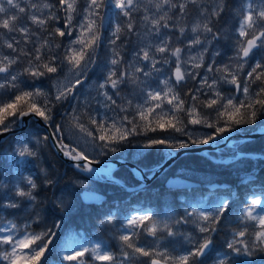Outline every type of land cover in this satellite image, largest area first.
I'll return each mask as SVG.
<instances>
[{
  "label": "snow or ice",
  "instance_id": "6c2138e0",
  "mask_svg": "<svg viewBox=\"0 0 264 264\" xmlns=\"http://www.w3.org/2000/svg\"><path fill=\"white\" fill-rule=\"evenodd\" d=\"M226 7V0H0V135L24 117H39L53 129V144L72 166L95 173L98 161L79 145L65 142L54 109L57 103L71 102L70 97L77 99L76 89L96 66L106 31L113 47L97 86L106 111L101 116L98 110L71 109L69 121L94 151L116 153L125 142L132 143L130 138L147 136L139 147L166 148L171 155L219 144L233 133H255L264 125V0H240L234 6L232 54L217 63L221 52L214 49L205 66L212 42L220 40L213 24ZM109 8L119 10L113 12L115 25L111 18L106 25ZM140 28L143 44L125 60L121 36L140 35ZM61 69L67 76L57 78L53 92L35 83ZM189 82L195 87L187 89ZM224 85L231 86L228 94ZM128 87L132 92L122 95ZM157 132L164 135H148ZM14 154L18 163L38 158L36 145L26 141L17 142ZM37 187L30 176L17 177L10 188L0 180V264H48L45 254L55 247L60 223L36 231L32 225L39 224L38 213L18 221L19 213L10 218L6 212L20 209L23 201L34 202ZM240 204L222 249L216 247L214 234L224 227L226 213L232 214L228 199L214 208L197 205L163 219L150 210L128 215L118 225V254L96 243L63 252L59 264H137L141 257L147 258L145 264H264V190L259 195L253 191ZM114 219L110 213L106 222ZM189 225L198 235L182 231ZM142 236L151 237V243Z\"/></svg>",
  "mask_w": 264,
  "mask_h": 264
},
{
  "label": "trees",
  "instance_id": "16d2710c",
  "mask_svg": "<svg viewBox=\"0 0 264 264\" xmlns=\"http://www.w3.org/2000/svg\"><path fill=\"white\" fill-rule=\"evenodd\" d=\"M239 3L240 0H226V11L224 14H222L219 21L214 22V29L218 27H220V29L225 28L228 31L232 32L231 36L234 35L233 30L236 27L237 21L235 16L233 15V11L234 6ZM59 40L60 39L57 38V42H59ZM121 41H126V37L122 35ZM112 47L113 46L110 43L108 44V46H104V43H102L97 52L96 63H98V68L101 71V76L106 69L105 64L101 60L106 59L105 54L108 53V51H111ZM62 73L63 72H58L56 74L50 75L46 78H43V81L40 82H44V84H47L48 87H51V83L53 82V80L60 76ZM189 84L190 82L188 83V85ZM194 87L195 85L187 86L188 89H192ZM183 91L184 90H182V94ZM65 103L67 102L57 103L56 108L54 109V113L56 114V124L60 121L61 118L64 119L67 116L71 115V113L68 112V108ZM76 108L75 109L77 111H83L86 107L80 105ZM87 109L93 114H96L98 110L101 116L104 115V112L100 108L96 110L93 106L91 108L89 106L87 107ZM65 113H67V115ZM114 114L115 112H111L110 115ZM257 123L259 124L260 121L258 120ZM248 127L256 126L253 125ZM163 134L164 133L157 132L150 133L149 136H161ZM130 139L132 140L131 144L125 142L120 146V151L111 153L113 155L109 157H121L133 162H137L135 159H133L136 158L133 155V150L135 155H139L138 151L136 150L135 144L146 141L147 136L133 137ZM125 145H128V148L123 151L122 148ZM235 145L236 147L234 149L243 153L249 151L250 153L259 152L264 154V135L253 140H239ZM9 148H12V150L15 149L13 144H9ZM9 151H11V149H9ZM142 155L143 156L139 158L141 159V162L147 161L148 163H152L153 166L156 167L157 165L161 164L169 154L167 153L166 148H153L146 149V151H143ZM215 155V153H212V156L215 157ZM220 158L224 160L225 157L220 156L216 159ZM35 160L36 161L33 162L32 168L29 169L32 178L35 180L38 186L34 192L37 198L35 204L46 211V217H49V220L51 221L50 224H53V222H57L59 220L58 218L69 215V220H67L66 223H68L70 220L74 221V224L78 229H80V227H84L87 231L103 232L106 230L105 228L107 226L113 225L112 234L117 235L116 224L119 222L121 217L115 218L111 224L107 223L106 218L111 213L108 211H118L128 215L131 214V208L136 202H145L150 206L151 203L162 205L166 202H169L168 199H170L172 202H177L173 205L175 209L181 205L177 191H171V189L162 186L164 185L163 182L162 185L158 183L156 186L157 188H147L140 191V193L137 194L139 199L136 201L134 200L137 195L133 197L132 193L130 192H118L111 195V197L110 195H108L110 197L109 201L111 202H107L105 205L86 206L81 202L79 197V194L83 189L79 185V183L81 180H84L85 175L76 168L65 165V163L59 157H57L55 152L52 150L48 140H43V146L38 150V158H36ZM1 166L8 168L7 164L5 163L1 164ZM42 168L45 169V172H43ZM181 169L192 170L194 173H199L200 176L204 177H217L220 183L227 184V189H219V193L227 194L234 192V198L230 202L231 213L234 214L239 213L241 207L240 202L246 197L248 192L255 191L260 193V189L264 190V159L242 156L239 159H234L230 163H217L210 157L204 155L187 154L180 157V159L175 162L173 167L166 172L169 173V171L171 170V172L173 173L176 170L181 171ZM123 174L127 175L120 174V177L127 181V183L136 184V181H134L132 177L128 176V173L125 172ZM164 176L167 177L168 175L165 174ZM165 177H163L162 179L160 178L159 181H162ZM45 179H50L53 181V183L51 185L46 184L44 182ZM111 187V185H108L106 183H96L95 189L101 191L102 193H107L110 192V189H113ZM62 197H72L75 199V202L70 204V209L68 207L65 208L61 205L60 199ZM169 203L171 206V202ZM109 205H111V208H109ZM46 222L47 221L44 220L43 224L41 220H39V224H35V226L39 225V228H41L43 225L45 226L47 224ZM222 224L224 225V227L218 233L214 234V243L218 249L223 248L225 240L229 238V233L233 231L232 223L229 220H223ZM106 233L108 234V232ZM53 245L55 247L52 248L50 246V254H45L48 260V264H58L60 261V245L57 244V242H55Z\"/></svg>",
  "mask_w": 264,
  "mask_h": 264
},
{
  "label": "rangeland",
  "instance_id": "374dc122",
  "mask_svg": "<svg viewBox=\"0 0 264 264\" xmlns=\"http://www.w3.org/2000/svg\"><path fill=\"white\" fill-rule=\"evenodd\" d=\"M144 2L147 3V0H144ZM118 11L119 10H117V9L109 8L108 12L105 14L106 25L109 21V18H111V23L113 25H115V23L118 22L117 19L113 16V12H118ZM194 14L195 13H193V15ZM121 19H123V18H121ZM138 24H139V18H138ZM214 30H217L220 32V40L212 42V45L209 48L208 54L205 57V63L208 61L207 64L209 63L208 58L213 56V50L214 49H218L221 52V56L215 57L217 63H219L222 60H224V61L227 60L228 56L232 54V49L234 46V35L231 36L232 32L228 31L225 28L220 29V27H218ZM142 35H143V28H140V35H137L135 33L130 34L129 36L126 37V41H123V44L121 45V50H122V53L124 55L125 60H129L132 57L134 50H137L140 46H142V44H143V41L141 40ZM109 36H110V33L106 31L105 36H104V40L102 42V43H104V46H108L109 42L107 40H108ZM58 39H60V38H58ZM67 40H68V38L65 37L64 38V45H62V46H66ZM101 44H100V46H101ZM125 52H127V53H125ZM105 57H106V59L101 60V61L107 67V62L111 57V51H108V53L105 54ZM105 57H103V58H105ZM207 64L205 66H207ZM245 70H247V69H245ZM199 71H201L203 73L204 70L200 69ZM58 72H63L60 76H58L59 77L58 79L61 81L65 80V77L67 76L66 70L61 69ZM105 72H106V69L104 70V72L101 76V71L98 68V63H96V66L94 68H91L87 72V79H85L84 82L76 89V92L78 93L77 99L75 101H72L71 97H70L69 100L71 101V105L66 104L67 108H68V112L71 113V109H75L76 107H78L80 105H84L86 107L88 105H91L90 106V108H91L92 103L96 100L101 104L104 103L103 97L99 95V91H98L97 86L101 82L102 77L105 75ZM209 75H211V74H209ZM26 79H28L29 81L31 80L30 77H26ZM40 81H43V78L35 81V83L39 87L44 89L45 91L50 92V89L47 86V84H44V82H40ZM150 82L153 84L155 83L154 81H150ZM55 83H56V81H55ZM192 85H195V82H190V84L187 86H192ZM224 87L231 88L230 85H224L223 88ZM187 89H184V91H186ZM131 92H132V88L128 87L125 90V92L122 93V95L128 96ZM93 107H94V109H96L95 106H93ZM100 109L106 111V109L103 107V105H101ZM110 114H111V112L109 113V115ZM70 119H71V115L64 118L62 120V122L60 123V125H62L64 135L66 137L65 142L70 143V144H74V145H79V147L84 148L85 151L90 156L105 158V156L107 154L106 155L105 154H99L98 152L94 151L90 142L85 143L83 138L80 137L79 133L70 127V125H69ZM202 131H206V130H202ZM26 134H27L26 138L22 137V138L15 139V141L13 143V146L15 148H16L18 141H26V139H30V142L32 144H35L37 149L38 148L40 149L43 146L41 135L35 128L31 127L27 131ZM199 134L200 133H197V135H199ZM224 141H221L220 143L222 144V143H224ZM144 142L145 141H143L140 144H136V145L137 146L142 145ZM230 145L233 146L234 142H231ZM139 148L142 149V147H139ZM4 149H9V143H7L4 146ZM223 149L227 150L228 148H223ZM220 150H222V149H218V151H220ZM227 156H224L225 157L224 159H226ZM218 157H220V155H215L214 158H218ZM221 159L222 158H220L219 160H221ZM19 160H20V158L18 156H16L13 151L12 152L6 151L3 156H0L1 164L3 163V161H7V163L9 164V168L6 171H1L2 169H0V180L7 182L9 184V188L11 187L12 183L16 182L17 177H29V176L32 177L31 173L29 172V169L32 168L33 160H30L27 163H18ZM34 161H35V159H34ZM43 170H44L43 172H45V169H43ZM181 170L187 171V173L180 171V173L185 174L186 178L191 177V178H194L193 180L201 183V186L195 187V192H198V189L199 190L202 189L204 192H207V193L214 192V193H211L213 195H206L205 194V196L204 195L200 196V195H198V193H192V194H194V196H191L190 192L192 190H188L189 192L188 191L187 192L178 191L177 192L178 198L181 200V202H180L181 205L175 209L173 207V205L177 202H175V201L172 202L170 199H168V201L171 202V206H170L169 202H166L165 203L166 207L161 208L162 211H161V213L158 214L161 219L165 218L167 215H170V214H175L178 216L179 214L183 213L185 208L190 209L191 207L197 206V205H203V207L206 209L207 208H214L220 200L228 199L231 202L232 199L234 198V192L233 193H227V194H221L223 197H219V194H216L217 193L216 190L218 188L227 189V187H224L223 183H220L219 181H217L218 180L217 177H211V176L204 177V176H200V174L196 173V172H195V174H199V175H193L192 173H194V172L192 170H188V169H181ZM86 174H89V173H86ZM91 175L94 176V178H91L90 176L86 175L84 177L86 179L81 180L79 185L82 187L95 188V185H96L95 183L98 180L95 177L96 176L99 177L100 174L99 173H97V174L92 173ZM114 191H116V189L113 187V190L110 189V192H107L106 194L111 195L112 193H115ZM250 191H252V190H250ZM252 193L253 192H248V194L246 196H249ZM255 194L259 195L260 193L255 192ZM9 195H12V193L9 192ZM0 199H2V196H0ZM17 199H21V198H17ZM190 199H194V200H190ZM36 200H37V198H36ZM36 200L34 202L23 201L20 209H15V210L14 209H7L6 212L10 218H11V214L13 212L19 213V216L16 217V219L18 221L28 219L29 217H32L34 214L38 213L39 214V220H41V222L43 224H44V220H45V221H47L46 222L47 224L45 226L43 225L42 228H39V225L35 226V224H33L32 225L33 229L36 231H41L45 227H51L52 224H50L51 221L49 220V217H46V211L44 209H41L39 206H37L35 204ZM61 200L64 201V204L62 206L65 208L68 207L69 209H70V204L75 202V199L72 197H62L60 199V202H61ZM98 204H96V205H98ZM134 208H139L138 212H141V213L143 211H145V210H141L140 206H136V207L134 206ZM85 211H88V210H85ZM108 212H111V214H114L116 218L121 217L119 222L124 221L128 215H136L137 214V210H134V209L131 213H135V214H128V215L125 213L118 212V211H108ZM238 215H239V213H237V214L232 213L231 215L227 214V216H228L227 220H229L232 223V227H233V222L236 221ZM64 220H69V215L60 218L61 227H60V229H56L57 235H56V238L53 240V243H54V241H56V242L58 241L57 244L60 245V253L61 254L65 251H70V250L75 249V248L90 247L91 245L96 244V243H101L102 246H106L107 248L112 249L113 251L117 252V254H118V249L121 246L120 241L118 240V235H119L118 225H119V223L116 224L117 235L112 234L113 233V225L107 226L105 228L106 230L102 232L103 234H100L97 232V233H95V235H93L92 234L93 232L91 231L90 234L88 235V234H86V232H82V230L75 229L74 227H71L69 224L67 225V224L62 223ZM233 230H234V228H233ZM182 231H184L185 233L192 232L193 235H198V232L195 229L194 225L185 226V228H183ZM106 232H108V234ZM77 233H80V234H77ZM141 238H142L141 239L142 241L147 240L151 243V237L142 236ZM229 238H230V236H229ZM177 247H179V245H177ZM56 253H57V251H56ZM146 260H147V258H143V257L138 258L137 264H145ZM64 264H68V262H64ZM209 264H211V261L209 262Z\"/></svg>",
  "mask_w": 264,
  "mask_h": 264
},
{
  "label": "water",
  "instance_id": "95a60500",
  "mask_svg": "<svg viewBox=\"0 0 264 264\" xmlns=\"http://www.w3.org/2000/svg\"><path fill=\"white\" fill-rule=\"evenodd\" d=\"M31 118H36L37 123L46 129L47 136H49L51 147L53 148L55 153L59 156V158H61L65 162V164L73 165V161H71L67 157H65L58 150V148L53 144L52 138H51L52 130L39 117H34V116L24 117L23 122L19 123L18 128H13L10 132L5 133L3 135H0V143L4 142L9 136L21 133L24 130H26L29 127ZM259 132L260 131H256L255 133H251V134H247V135L233 133L231 138L232 137L237 138V137H242V136H250V137L257 138L260 134ZM228 140H229L228 138H225L224 144H221L220 147H227L229 145ZM212 145H213V143L208 144V145L196 146V147H192V148H188V149H181V150H178V152L175 151L172 153V155L167 160H165L163 163H161L157 167V169L153 173H151L150 176H145L143 174V170H141L136 164L129 162V161H126V160H121V159H113V160H109V161H98V163L93 164V167L96 169V172L99 170V174H102V173L113 174V172L115 170H117L122 165L129 166L132 170H138L141 174H143V175H141V183L136 187V189H138V188H142L143 186L149 185L153 180L157 179L163 172H165L167 169H169L172 166V164L175 162V160L177 158L181 157L182 155H184V154H202V155L205 154L206 155L207 151H211V150L216 148V147H212ZM256 157H260V158L264 159V156H261V155H257ZM106 162H109L110 166L106 167V169H103V168H105L103 164H105ZM109 181H111L115 184H118L120 186H123L126 189L131 188L125 184H122L121 181L116 180L114 178L109 179ZM194 184L195 183L188 181L186 179H183L180 176L171 177V179H169L168 182L166 183V185L170 186V187H185V186H191ZM80 198L84 204L89 205V204H98L101 201L105 200L107 197H106V195H104L102 193L92 191L89 189H83L80 192Z\"/></svg>",
  "mask_w": 264,
  "mask_h": 264
},
{
  "label": "bare ground",
  "instance_id": "6f19581e",
  "mask_svg": "<svg viewBox=\"0 0 264 264\" xmlns=\"http://www.w3.org/2000/svg\"><path fill=\"white\" fill-rule=\"evenodd\" d=\"M256 131H260L259 133V136L258 137H260V136H263L264 134H261L262 132H264V125H262L260 128H257V130ZM240 134H245V135H247V134H251V133H240ZM257 137V138H258ZM253 139H255V137H250V136H242V137H239V139H238V141L239 140H253ZM236 141V138H231V139H229L228 140V146L227 147H221L220 149H223V148H228L229 150L228 151H230V149H231V146L232 145H230V143L231 142H235ZM237 141V142H238ZM225 142V141H224ZM140 144V143H139ZM222 144H224V143H222ZM240 144V143H239ZM136 145V144H135ZM143 151H146V149H141V151L139 152L140 154H143ZM216 151H218V149L216 150ZM142 152V153H141ZM212 153H215V151H210L209 152V155H208V157H210L211 159H213L215 162H217V163H228V161H229V159H230V156L228 155L227 156V158L226 159H224V160H219V159H216V158H214L213 156H212ZM234 154V153H233ZM235 155V154H234ZM257 155H261V156H264V154L263 153H250L249 151L248 152H246V153H243L242 152V155H240V158L242 157V156H248L249 158H259V159H263V158H260V157H256ZM180 159V157L179 158H177L176 160H175V162H177L178 160ZM175 162H174V164H175ZM35 164V163H34ZM173 164V165H174ZM40 165V164H39ZM42 167H43V165H42ZM42 169H44V168H42ZM44 171V170H43ZM224 184V183H223ZM224 187H227V184H224ZM83 188V187H82ZM81 188V189H82ZM143 189H147V186H143ZM142 189V190H143ZM221 189V188H220ZM83 190V189H82ZM221 194V193H220ZM103 205H105V204H103ZM135 205V204H134ZM93 206H98V205H93ZM99 206H102V205H99ZM109 208H111V205H109ZM124 212V211H123Z\"/></svg>",
  "mask_w": 264,
  "mask_h": 264
},
{
  "label": "flooded vegetation",
  "instance_id": "af4514ba",
  "mask_svg": "<svg viewBox=\"0 0 264 264\" xmlns=\"http://www.w3.org/2000/svg\"><path fill=\"white\" fill-rule=\"evenodd\" d=\"M237 141V140H236ZM236 141L234 142V145H233V147L235 148L236 147ZM233 148V149H234ZM235 150H230V151H228V150H224V149H222V150H220V151H215V154L216 155H220V156H227L228 154H229V156H230V158H233L235 155ZM148 169H149V167H147Z\"/></svg>",
  "mask_w": 264,
  "mask_h": 264
}]
</instances>
